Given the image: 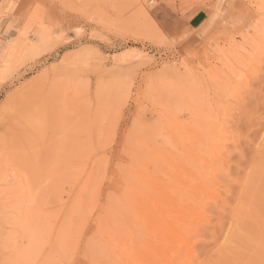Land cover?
Segmentation results:
<instances>
[{
    "label": "rangeland",
    "instance_id": "obj_1",
    "mask_svg": "<svg viewBox=\"0 0 264 264\" xmlns=\"http://www.w3.org/2000/svg\"><path fill=\"white\" fill-rule=\"evenodd\" d=\"M3 1L0 264H138L125 194L160 147L201 183L175 264H264V0Z\"/></svg>",
    "mask_w": 264,
    "mask_h": 264
},
{
    "label": "bare ground",
    "instance_id": "obj_2",
    "mask_svg": "<svg viewBox=\"0 0 264 264\" xmlns=\"http://www.w3.org/2000/svg\"><path fill=\"white\" fill-rule=\"evenodd\" d=\"M21 30L22 29H20V31ZM22 38L23 35L19 33L16 38L10 40L3 52H1L3 58L2 63H0L2 66L4 65V70L7 73L12 71L18 61V57L14 54V51ZM171 153L172 152L169 150L161 147L159 150L149 148L144 154L145 159H142L145 160V163H141V165L138 166L139 168L133 169L134 178L132 179L135 180L136 178L137 180L131 182L128 191L129 194H125L127 195L126 197H128L125 202H127V205L129 204L130 213L137 216L128 223L129 227L126 229V233L131 245L130 250L132 260L130 261L137 262L138 264H157L162 260L167 264H175V259L180 257L183 253L181 250L183 249L182 246L176 251L174 254L175 256L173 255L174 257H171L168 253V251L171 250V243L175 242V244H178V241L181 238L178 232H175V229L183 222V217L188 214H200L201 209L198 203L203 205V200L199 201L201 200L199 199V185H201V183L198 178L194 180L192 179L191 174H189L187 180L184 181V186L176 185V183L180 184L181 182L178 181V177H173V174L175 171L181 174L183 166L180 164L179 155ZM154 169L156 170L153 171ZM192 180L195 183H192ZM78 193L80 192H77V194ZM92 194L94 196V189ZM84 196H86V194ZM82 200L84 199H81V201ZM125 228H127V226ZM130 230L133 234L130 233ZM190 232L195 235L197 234L196 232H193V230ZM152 234L153 237L159 234L160 243L157 246L154 243L147 241V236L150 237ZM166 234L167 237H164L163 235ZM168 235L171 237L170 241H168ZM183 245L188 247L186 240ZM120 256L121 255L119 254L117 257L122 259L123 256H121L122 258ZM117 257L116 259H118ZM112 260L114 261L115 259L113 258ZM113 261L108 263L110 264ZM116 261L114 262L116 263ZM122 262L125 263V261Z\"/></svg>",
    "mask_w": 264,
    "mask_h": 264
},
{
    "label": "crops",
    "instance_id": "obj_3",
    "mask_svg": "<svg viewBox=\"0 0 264 264\" xmlns=\"http://www.w3.org/2000/svg\"><path fill=\"white\" fill-rule=\"evenodd\" d=\"M4 1L1 4V9L7 8V6H8L9 1L8 0H4ZM212 14L215 15L214 16V19H215L216 16L218 15L217 10L211 12L210 17ZM206 15H207L206 12L203 10L197 11L195 14H193V16L191 17V22H193V26H200V25L204 24L206 21H208V17Z\"/></svg>",
    "mask_w": 264,
    "mask_h": 264
}]
</instances>
